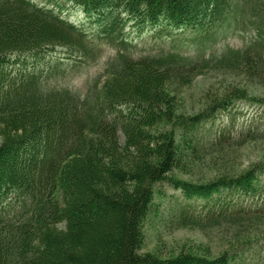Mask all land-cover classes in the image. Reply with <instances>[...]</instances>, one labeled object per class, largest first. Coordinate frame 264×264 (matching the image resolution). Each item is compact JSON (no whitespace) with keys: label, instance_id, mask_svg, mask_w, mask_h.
Here are the masks:
<instances>
[{"label":"trees","instance_id":"1","mask_svg":"<svg viewBox=\"0 0 264 264\" xmlns=\"http://www.w3.org/2000/svg\"><path fill=\"white\" fill-rule=\"evenodd\" d=\"M50 1L79 7L98 30L90 34L35 0H0V264H264V160L237 169L230 148L231 109L264 97L236 86L180 110L172 85L190 83L203 63L187 65L177 52L135 57L127 31L202 36L242 9L241 0ZM252 3L253 43L225 56L245 77L264 81V0ZM108 43L119 58L95 103L52 86L67 65L99 60ZM52 46L71 54L42 56ZM221 112L230 119L216 129ZM206 162L214 176L204 181L173 175L195 174ZM161 183L181 191L178 206L169 201L178 227L231 229L215 255L144 251ZM251 251L259 257L250 259Z\"/></svg>","mask_w":264,"mask_h":264},{"label":"rangeland","instance_id":"2","mask_svg":"<svg viewBox=\"0 0 264 264\" xmlns=\"http://www.w3.org/2000/svg\"><path fill=\"white\" fill-rule=\"evenodd\" d=\"M252 1L241 0L242 9L232 13L229 18L218 24L209 33L194 38L156 39L155 31L151 27L139 29L131 25L127 31L132 41V54L135 57H141L177 52L189 57L185 59L187 65L197 61L203 63L200 71L195 74H193L194 71L190 72V83H179L178 79H175L172 85V89L177 92L180 110L183 111H194L199 108L207 93L220 94L236 86L245 88L252 96L264 97V81L245 77L235 68L231 57L225 56L230 50L244 49L254 41L256 32L253 23L255 18L251 11ZM35 2L43 7L53 8L66 18L85 27L90 34L98 30L79 7L65 2L57 4L50 0H35ZM70 51L67 47L52 46L48 51L49 54L42 56L65 58L67 54H71ZM102 51L103 55L99 60H92L77 66L75 64L67 65L64 73L57 75L52 86H69L71 89L81 92L85 98L89 97L92 104L95 103L97 100L96 91H98L102 80L105 79L107 70L109 67L113 68L112 61L119 58L117 48L110 43L104 44ZM76 55L80 54L76 53ZM29 59L32 61L31 57ZM231 110L232 126L234 127L232 135L235 136V140L230 144V148L234 151L232 160L237 169H243L251 163L264 160V143L259 139L260 135L264 133V104L241 100ZM229 119V112H221L214 128L218 129ZM254 130L252 138L243 137L245 133ZM121 141L124 142L123 134H121ZM194 172L195 174H184L175 171L173 175L189 181H204L214 176L212 168L208 166L207 162L204 165L200 164ZM158 188L163 195H157L155 199L159 206L158 216L154 212L148 215L149 220L145 224L144 251H151L161 258H168L188 251L212 256L226 239L231 238V229L222 224L212 226V223H209L189 228L178 227L175 218L169 215L170 207L175 206L172 203L170 205L169 201L174 200L178 206L182 200L181 191L167 183L158 184ZM252 253L253 251L248 252L250 259L259 257L251 256Z\"/></svg>","mask_w":264,"mask_h":264}]
</instances>
